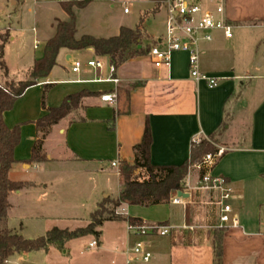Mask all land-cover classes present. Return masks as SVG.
<instances>
[{"label":"crops","instance_id":"crops-1","mask_svg":"<svg viewBox=\"0 0 264 264\" xmlns=\"http://www.w3.org/2000/svg\"><path fill=\"white\" fill-rule=\"evenodd\" d=\"M67 1L71 0H0V42L2 35L9 37L3 57L8 72L0 67L1 86L6 81L30 79L36 60L44 55L45 44L56 34L58 21L70 20L63 8ZM150 1L153 9L140 10L132 19L128 18L131 11L127 8L122 15L114 13L116 3L126 0H91L85 7L74 6L76 38H110L118 35L122 27L139 26L143 39L138 48L146 50V45L155 44L160 37L156 38L140 20L163 7L158 0ZM202 1L210 8L223 3L226 17L234 26L232 38L217 31L211 42L201 44L202 71L225 77L215 87L190 76L185 52L174 53L167 68L156 67L148 49L144 55L116 65L120 78L116 85L95 81L108 76L107 65L112 63L108 55L98 54L93 47L60 50L50 74L39 78L24 93L43 88L44 92L50 90L51 98L56 92L48 108L60 106L67 95L82 90L92 94L83 97L78 108L53 125L43 143L46 160L30 161L41 134L36 124V129L31 125L26 130L23 127L20 145L14 152L16 161L9 172L10 179L23 186L9 193L10 208L2 227L25 238H39L54 227L74 230L72 227L87 226L104 199L119 198L125 183L122 165L135 163V146L142 142L149 122L153 165H181L190 158L196 139L212 140L216 147L225 149L213 172L230 182V204L238 222L226 227L222 264H264V0ZM12 47L21 76L11 71ZM91 59L104 63L101 73L86 65L80 72H73L76 60L86 63ZM114 89L118 91L117 103L101 100L102 94ZM46 113L43 107L40 118ZM8 115L9 110L4 120L12 128ZM24 145L29 147L28 154L22 152ZM116 159L123 162L120 168L111 164ZM202 173L193 166L183 181V189L190 191ZM135 206L142 210L170 206L166 223L178 227L190 223L187 207L171 199L149 207ZM117 208L124 219L104 221L97 229L99 237L90 234L71 239L62 247L54 244L48 249L18 252L6 263L215 264L211 230L200 237L181 233L146 237L153 254L151 261L130 258L132 242L139 237L129 230L127 219L150 218L135 213L138 209L128 203ZM106 226L109 234L104 233ZM95 238L99 248L89 249Z\"/></svg>","mask_w":264,"mask_h":264},{"label":"trees","instance_id":"trees-1","mask_svg":"<svg viewBox=\"0 0 264 264\" xmlns=\"http://www.w3.org/2000/svg\"><path fill=\"white\" fill-rule=\"evenodd\" d=\"M158 0L157 2H161ZM91 0H71L63 4L64 10L69 14L70 20L57 23L56 34L47 41L44 47V55L36 60L30 72V79L19 82H10L7 86L0 85V264H7V259L18 252H28L38 249H48L50 245L62 247L65 242L86 235L99 237L101 232L97 228L106 220L124 219L121 215H115L113 211L104 209L106 203H112L115 208L122 203L130 205L153 206L167 203L180 189H183V181L190 169L202 161L209 151H215V147L203 140L199 145L193 144L191 156L181 165H153L150 157L152 144V132L149 122L146 123L142 142L135 146L137 158L130 166L122 165V174L125 179L124 188L118 199H104L100 208L92 214V221L85 227L74 230L54 227L45 236L39 238H25L22 235L2 227L5 221L10 202L9 193L18 190L23 183L12 181L9 172L16 161L14 152L20 143V126L8 127L4 120V113L14 106L15 101L21 97L27 88L37 84L39 78L47 77L57 64V57L62 48L82 50L93 47L100 55H108L112 63L117 66L139 55H144L146 50L138 48L142 44L143 34L138 26L135 29L122 27L118 35L110 38H97L92 35H84L76 38V15L73 7H85ZM8 35H2L0 42V67L7 74L8 69L3 60L4 48L8 41ZM47 90L45 91V93ZM92 92L82 90L75 94L67 95L58 107L48 108L44 104L47 113L36 121L40 137L33 146L30 161L46 160L43 153V143L53 125L67 116L72 110L80 106L83 97ZM140 156V157H139ZM135 167H143L149 175V179L142 182L131 180L129 174ZM110 213L112 216L104 217ZM138 218H128L130 222ZM226 227H215L213 231V246L215 251V264H222L223 238Z\"/></svg>","mask_w":264,"mask_h":264},{"label":"built area","instance_id":"built-area-1","mask_svg":"<svg viewBox=\"0 0 264 264\" xmlns=\"http://www.w3.org/2000/svg\"><path fill=\"white\" fill-rule=\"evenodd\" d=\"M161 5L167 13L166 32L149 50L152 63L156 67L170 68L173 54L185 52L188 55L190 76L197 81L205 82L209 87L217 86L225 77H216L203 72L200 65V55L201 44L211 42L215 32H223L228 39L233 37L234 26L226 17L223 3L219 2L215 8H210L202 0H162ZM84 65L99 73L104 68V63L99 59L87 60L86 63L76 60L72 67L73 72H80ZM107 69L108 76L105 78L100 76L95 81L111 82L118 85L120 78L117 75L116 64L109 63ZM101 100L107 103H117V89L102 94ZM224 153L225 149L222 147H217L215 152L207 153L202 161L195 165L203 172L196 184L190 188V191L178 190L171 198L172 203L184 207L191 203H197L198 198L202 203L211 205L214 211V224L204 222L203 219H195L193 223L178 227L166 222L150 223L143 219H137L133 222L128 220L129 230L140 238L149 236L164 237L177 233L186 235V232L195 234L197 229L205 228L208 231L214 227H228L237 224L238 216L233 213L230 204L233 197V188L227 178L215 175L213 172ZM111 164L113 167L120 168L123 162L117 159L112 161ZM141 169L143 167H135L129 174L130 179L140 182L149 179V175L132 178V172H139ZM179 191L188 193L189 196L187 198L180 196L178 195ZM191 197L193 200L190 201ZM118 214L121 213L118 212ZM99 246V241L95 238L89 243L88 248L97 249ZM131 252L135 255V259L143 263L150 262L153 256L144 240H138Z\"/></svg>","mask_w":264,"mask_h":264},{"label":"rangeland","instance_id":"rangeland-1","mask_svg":"<svg viewBox=\"0 0 264 264\" xmlns=\"http://www.w3.org/2000/svg\"><path fill=\"white\" fill-rule=\"evenodd\" d=\"M125 8L131 11V13L128 15V18L132 19V18H136L140 10L151 11L153 9V3L150 0H126L125 3H121V4L116 3V6L114 8V13L116 15H122L124 14ZM166 18H167L166 9L164 7H161V10L159 12H157L156 14L150 13V16L147 15V17L143 21L140 20V23L142 22V24L146 28H148L150 31H152L155 34V37L158 38L164 35L166 32ZM25 34H26L25 36L29 35V33H25ZM153 44L146 45V50L148 49L150 50ZM30 45L32 46V43H30ZM9 58H10V67H11L12 73L15 75L19 74V76H21L22 72L21 70H19V63L17 61L16 50L13 49V47L10 50ZM10 82H15V81H6L2 85L7 86L8 83ZM25 93L15 101L14 106L12 107V109L9 110V115H8L9 124H11L13 127L18 126V125L20 126L21 137H22L23 127H24V130H26L27 127L31 125L32 126L31 129H36L35 124L38 118H40L43 115L44 104L46 106H49L50 99H51V102L52 100H54V97H55L54 95L56 92L53 93L51 98H50V90L45 93L43 88H34L30 90L27 95ZM202 141L203 139H198L194 142V144L199 145ZM206 141L211 143L215 147V151H216L217 147L214 144V142L212 140H206ZM19 145L20 143L18 144V146ZM22 148H23L22 150L23 154L29 153L28 146L25 147L24 145ZM215 151H209L208 153H212ZM144 175L148 176V173L146 172L144 168L141 169L139 172L138 171L132 172V178L134 179L138 177H143ZM134 207L138 209V210H135V213L141 214L143 217H146V218L149 217L150 219H146V220L152 223L166 222L164 221L166 220L165 218H168L169 213H171L172 211L170 206H163V207L161 206L159 208H152L151 210H142L143 208L135 206V205ZM104 209L113 211L115 215H121V214H118V208H115V206L112 203H106L104 205ZM187 211L190 217V223L195 222V219H200V220L203 219L204 222H208L209 224L215 223L214 215H213L214 211H213L212 206L206 203H202L199 198L197 199V203L188 204ZM110 216H112L110 213L104 214V217H110ZM154 220L155 221L158 220V221L155 222ZM60 222L61 224H66V223H63L62 221ZM214 228H211L212 233L214 231ZM72 229H75V228L72 227ZM103 230L105 234L107 232L109 234L110 230L108 226L103 228ZM206 230L207 229L205 228L197 229L195 233L196 236L195 235L193 236L200 237L202 235H205ZM190 233L192 232H188V233L186 232V236L188 237L191 236L192 234L190 235ZM134 235L137 236L136 234ZM157 237H161V236H157ZM144 238L139 237V239L134 240L132 244L135 245L138 240L145 241ZM129 256L130 258H135V255L133 253H130Z\"/></svg>","mask_w":264,"mask_h":264},{"label":"water","instance_id":"water-1","mask_svg":"<svg viewBox=\"0 0 264 264\" xmlns=\"http://www.w3.org/2000/svg\"><path fill=\"white\" fill-rule=\"evenodd\" d=\"M178 195L183 196V197H185V198H187V197L189 196L188 193H184V192H182V191H179V192H178Z\"/></svg>","mask_w":264,"mask_h":264}]
</instances>
